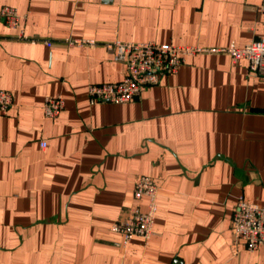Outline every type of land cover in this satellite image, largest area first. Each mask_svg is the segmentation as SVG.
Masks as SVG:
<instances>
[{
    "label": "crops",
    "instance_id": "1",
    "mask_svg": "<svg viewBox=\"0 0 264 264\" xmlns=\"http://www.w3.org/2000/svg\"><path fill=\"white\" fill-rule=\"evenodd\" d=\"M263 2L0 0V88L14 98L0 114V264H264L232 228L240 196L264 205V83L221 50L264 36ZM115 39L220 50L187 54L129 102L91 103L89 84L124 76ZM52 95L66 100L57 118ZM141 175L158 185L154 233L123 246L112 227L147 209Z\"/></svg>",
    "mask_w": 264,
    "mask_h": 264
},
{
    "label": "built area",
    "instance_id": "2",
    "mask_svg": "<svg viewBox=\"0 0 264 264\" xmlns=\"http://www.w3.org/2000/svg\"><path fill=\"white\" fill-rule=\"evenodd\" d=\"M264 11V2L260 6ZM1 15L5 23L17 28L22 25L25 15L13 6H3ZM19 39L37 42L36 38L26 35L23 30L18 34ZM69 44H95L93 38H68ZM49 46L53 41L46 40ZM105 46L112 50L115 57L124 65V76L118 82L91 83L88 95L91 103L107 101L113 103L129 102L135 99L143 88L156 85L162 76L175 73L184 63L187 54L205 50H220L219 48H205L198 45L176 44L173 42L157 41H123L115 39L105 42ZM234 61L246 58L249 71L254 73L264 83V36L252 40L244 46L232 43L226 48ZM13 94L10 90L0 88V114H6L13 105ZM66 100L62 95L47 96L44 99V114L50 118H57L65 108ZM46 147L45 141L41 142ZM158 185L153 177L141 175L135 186L134 197L140 200L148 199L146 210L133 206L129 213L113 224V230L122 234V244L127 246L138 236L146 242L154 233V221L158 209ZM233 233L237 239L243 240L247 249L254 251L264 246V205L248 201L240 196L232 217Z\"/></svg>",
    "mask_w": 264,
    "mask_h": 264
}]
</instances>
